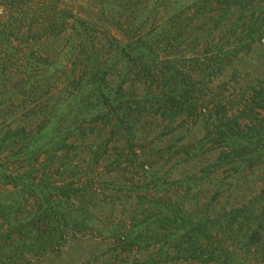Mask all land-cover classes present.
Instances as JSON below:
<instances>
[{"label":"trees","instance_id":"obj_1","mask_svg":"<svg viewBox=\"0 0 264 264\" xmlns=\"http://www.w3.org/2000/svg\"><path fill=\"white\" fill-rule=\"evenodd\" d=\"M0 264H264V0H0Z\"/></svg>","mask_w":264,"mask_h":264},{"label":"rangeland","instance_id":"obj_2","mask_svg":"<svg viewBox=\"0 0 264 264\" xmlns=\"http://www.w3.org/2000/svg\"><path fill=\"white\" fill-rule=\"evenodd\" d=\"M181 135H182V134H181ZM181 135H180L179 137H181ZM179 137H178V138H179ZM176 139H177V138H176ZM176 139H175V140H176ZM74 251H76V250H74Z\"/></svg>","mask_w":264,"mask_h":264}]
</instances>
